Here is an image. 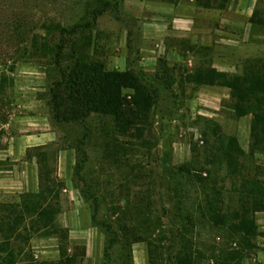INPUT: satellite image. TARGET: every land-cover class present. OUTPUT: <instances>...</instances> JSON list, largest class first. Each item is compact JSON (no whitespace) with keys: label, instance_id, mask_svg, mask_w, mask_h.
<instances>
[{"label":"rangeland","instance_id":"obj_1","mask_svg":"<svg viewBox=\"0 0 264 264\" xmlns=\"http://www.w3.org/2000/svg\"><path fill=\"white\" fill-rule=\"evenodd\" d=\"M178 3L201 30L167 38L165 53L153 59V40L136 31L140 0H0V203L37 194L38 176L53 177L54 219L66 230V240L56 233L33 239L30 251L20 247L12 264H131L135 245L149 264H170L183 249L191 264H224L233 253V264H264V207L252 213L256 234L244 241L202 217L206 201L220 213L238 212L241 201L247 210L253 205L250 193L264 195V150L249 151L253 114L264 110V98L245 102L238 118L228 89L191 81L208 69L264 76V26L250 23L264 21V0ZM77 26L83 30L70 33ZM86 36L91 54L80 46ZM77 49L156 92L148 125L136 120L116 130L108 117L66 120L57 105ZM131 95L124 91L127 102ZM218 133L236 139L242 169L228 171L214 158L225 144H214ZM184 216L194 219L185 225Z\"/></svg>","mask_w":264,"mask_h":264},{"label":"trees","instance_id":"obj_2","mask_svg":"<svg viewBox=\"0 0 264 264\" xmlns=\"http://www.w3.org/2000/svg\"><path fill=\"white\" fill-rule=\"evenodd\" d=\"M250 23L264 26V21L256 23L251 19ZM81 27H72L70 33L75 34L82 29ZM84 28L89 29V25H85ZM85 31L82 32L85 33ZM58 32L67 33L63 27H59ZM80 46L83 47V51L88 47L87 49L91 54L92 42L89 38L87 39V36L82 39ZM73 55V66L69 74L64 77V91L57 105V107H63V113L67 121L83 122L90 116L108 117L115 124L116 130L122 124L133 125L136 120L141 121L143 125L149 124L148 114L157 98V94L152 88L142 85L137 76L129 71L105 70L104 66L94 60L93 57L89 54H86L85 57L84 53L78 49L74 51ZM191 81L202 86L228 89L236 102L234 110L235 116L238 118L245 115V111L242 108L245 102L250 101L255 95L264 98V76H259L257 72H252L251 75L244 74L241 77H231L208 69L207 71H196ZM124 91L132 93L130 102L126 101ZM56 100L57 98H53V102ZM129 106L132 107L131 110H134V112L130 113ZM206 123L213 127L210 128L211 131H217V125H214L213 122L206 121ZM215 135L212 134V137L214 136L216 139L215 145L225 144L217 149V157L214 158L217 161L220 160L228 171H231V167H238V163L241 165L239 161L241 156L244 155L239 149L236 139L219 133L216 137ZM256 150H264L263 108L256 109L250 125V156ZM178 170L183 175L188 174L182 167ZM38 181L40 188L37 194H22L19 196L18 203H0V254L3 255L4 258L2 259L5 264H12L14 253L17 250L20 253V247L28 248V251H30V243L35 238H44L45 236L60 233V236L62 235L61 237L66 240V230L59 228L54 219L59 209L52 200H57L59 182L53 177L44 180L41 175L38 176ZM246 183L247 181H244V184ZM242 186L244 188V185ZM259 196L261 197L258 198L256 194L250 193L249 199L253 201V205L247 210V203L245 204V202L241 201L242 205L238 212L220 213L214 208L212 201H206L205 212L202 217L214 228L229 227L231 232L238 235L243 241L249 240L256 234L252 213L258 211L259 209L257 208L259 206L260 208L264 207L263 203H261L264 195ZM193 219L188 216L181 217L185 225H188ZM91 220L97 226L94 210ZM182 229H175L173 232H176V235L181 233L180 236H183L184 231ZM111 246L110 243L108 248ZM182 251L183 253H177L172 257L173 260L170 259L169 263L191 264L192 261H190L191 257L188 252L184 251V249ZM262 253L264 255V249ZM104 254H107L106 251ZM231 255L224 258V264H233L235 262V253ZM62 258L64 260L63 253L61 254ZM65 261L68 262L69 260L65 259Z\"/></svg>","mask_w":264,"mask_h":264},{"label":"crops","instance_id":"obj_3","mask_svg":"<svg viewBox=\"0 0 264 264\" xmlns=\"http://www.w3.org/2000/svg\"><path fill=\"white\" fill-rule=\"evenodd\" d=\"M140 14L137 32L146 40H153L154 48L150 50L153 59L155 52L165 53V40H179L188 38L195 28L194 21L188 11L183 10L178 0H140ZM156 49L157 51H154ZM131 264H149L147 255L141 245H135L131 256Z\"/></svg>","mask_w":264,"mask_h":264}]
</instances>
